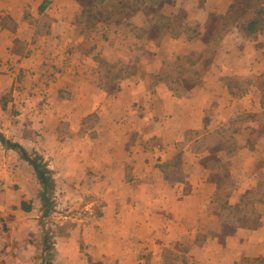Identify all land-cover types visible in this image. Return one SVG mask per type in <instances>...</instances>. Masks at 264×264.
<instances>
[{
  "label": "crops",
  "instance_id": "0c3cea01",
  "mask_svg": "<svg viewBox=\"0 0 264 264\" xmlns=\"http://www.w3.org/2000/svg\"><path fill=\"white\" fill-rule=\"evenodd\" d=\"M87 1L0 0V264H260L264 0Z\"/></svg>",
  "mask_w": 264,
  "mask_h": 264
},
{
  "label": "trees",
  "instance_id": "16d2710c",
  "mask_svg": "<svg viewBox=\"0 0 264 264\" xmlns=\"http://www.w3.org/2000/svg\"><path fill=\"white\" fill-rule=\"evenodd\" d=\"M115 5L114 3V0H88L87 1V7H86V11L87 12H92V8L93 7H98V11L96 13H99V12H102L103 14V17L105 18H109V10H108V7H113ZM96 13H91V15H94ZM157 19L158 21L159 20H167L169 21L168 18L162 16V15H157ZM256 23V20H252L248 23H246L245 25L247 26V28L250 30V28H252V26ZM184 60H186V62H189L190 63V60H188L187 58H185ZM0 141L2 143H5L7 144L8 146L12 147V148H16L18 149L21 154L23 155V157L33 165L35 171H36V174H37V177L38 179L40 180L41 184L44 186V189L47 190L48 188H50L52 186V180L50 178V175H51V172L50 170H48L45 165L40 161V160H37L38 157H34V158H31L30 156H28L26 154V152L20 148L19 146H17L16 144H13L7 140H5L3 138V136L0 135ZM171 255H173L171 252H170ZM185 260L184 258L182 259H178L176 255H173V256H170L169 257V262L168 264H185ZM260 264H264V260H261V262H259Z\"/></svg>",
  "mask_w": 264,
  "mask_h": 264
},
{
  "label": "rangeland",
  "instance_id": "374dc122",
  "mask_svg": "<svg viewBox=\"0 0 264 264\" xmlns=\"http://www.w3.org/2000/svg\"><path fill=\"white\" fill-rule=\"evenodd\" d=\"M129 2H130V0H122L121 1V6L127 5ZM114 8L115 9H113V8L110 9V11H114V12L120 11L119 10L120 8L118 9V6H116ZM217 26H219L217 23H214V22L212 23V29H210L209 36L208 37H210V36H212L214 34V32H215L214 30H216ZM210 54L211 53H207L206 54V57L207 56L210 57ZM209 57H207V58H209ZM207 58H206V60L208 61ZM79 211L80 210H76V209H73V210H66L64 208L63 209H60V210L57 211V216H58L57 219H60L61 218V220H62V219H64V216H70L72 212H74L76 214V212L79 213ZM101 260H103V259H101ZM104 261H105L104 263L103 262H100L99 264H114V260L112 258H104Z\"/></svg>",
  "mask_w": 264,
  "mask_h": 264
},
{
  "label": "built area",
  "instance_id": "2783aa9c",
  "mask_svg": "<svg viewBox=\"0 0 264 264\" xmlns=\"http://www.w3.org/2000/svg\"><path fill=\"white\" fill-rule=\"evenodd\" d=\"M0 186H1V183H0ZM1 246H2V242H1V231H0V249H1Z\"/></svg>",
  "mask_w": 264,
  "mask_h": 264
}]
</instances>
